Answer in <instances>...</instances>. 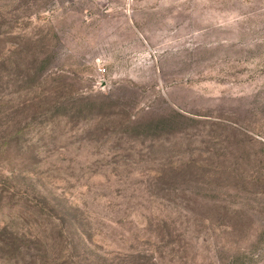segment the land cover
I'll list each match as a JSON object with an SVG mask.
<instances>
[{
    "label": "rangeland",
    "instance_id": "rangeland-1",
    "mask_svg": "<svg viewBox=\"0 0 264 264\" xmlns=\"http://www.w3.org/2000/svg\"><path fill=\"white\" fill-rule=\"evenodd\" d=\"M0 264H264V0H0Z\"/></svg>",
    "mask_w": 264,
    "mask_h": 264
}]
</instances>
